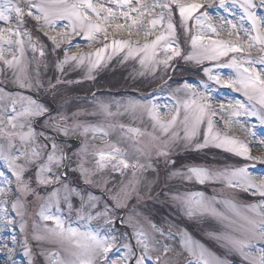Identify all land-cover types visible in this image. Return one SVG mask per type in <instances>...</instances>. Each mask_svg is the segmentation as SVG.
<instances>
[{
	"label": "snow or ice",
	"instance_id": "1",
	"mask_svg": "<svg viewBox=\"0 0 264 264\" xmlns=\"http://www.w3.org/2000/svg\"><path fill=\"white\" fill-rule=\"evenodd\" d=\"M237 4L243 10L239 27L223 16L218 17L221 23L214 24L208 10L213 7L212 0H107L106 4L101 0H0V76L10 73L9 82L20 90L10 92L0 87V162L4 166V170H0V212L4 214L6 227L15 225L10 211L20 218L19 229L24 234L22 247L29 258L28 264H34L25 219L30 197L39 201L38 219L32 221L31 239L38 247L45 243L58 244L64 253L61 256L59 252L40 248L39 254L45 256L47 264H175L174 258L169 256L174 251L172 246L162 244L144 230L135 206L126 216H116L117 209L126 208L132 200L139 201L144 195L151 194V185L155 181L148 180L144 173L151 170L158 176L157 165L161 160L167 169V179L213 189L211 196L192 188L176 191L169 197L173 207L197 224L214 223L216 227L204 230L206 239L226 253L239 255L243 264H264V170H257V165L264 167V156L252 155V147H264V140L250 145L245 139L229 134L234 125H240V130L255 140V132L240 124L239 119H233L241 115L258 116L264 124V112L258 114L255 105L249 108L241 101L234 104L230 101L227 107L223 103L213 107L208 83H202L203 91L187 82L178 86L175 93L184 92L189 98L178 100L175 107L164 112L167 119H162L161 106L153 99L103 101L93 94L90 109L60 111L26 94L43 91L50 93L55 101L57 86L64 83L59 77L55 78L56 83L51 79L45 81L39 61L33 67L35 54L38 52L43 58L45 51L42 44L37 46L38 38L34 40L26 27L29 21L35 22L34 27L52 42L53 51L66 42L63 59L56 64L60 71L69 62L83 64L87 60L91 72L100 64L101 53L110 45L113 53L126 51L125 59L138 58L142 66L163 64L166 70L174 57L182 56L179 44L174 43L177 25L173 16L178 12L179 26L184 32L190 31L189 21H195L197 30L191 35V47L199 50V54L189 53L182 58L199 64L205 59L215 61L229 53L237 54L229 63L218 65L233 68L236 78L223 79L207 67L203 71L209 81L242 91L249 102L255 100L264 109V15L254 11L264 9V0L259 3L231 0V4L220 0L219 7L231 13ZM245 19L250 23V29L244 27ZM60 21H67L63 28L70 27L71 31L52 35L51 31L60 26ZM158 28L164 31H157ZM224 32L228 39L220 38ZM81 33L90 42L105 41L95 50V61L91 59L92 53L76 51L69 54L73 48L71 35ZM213 36L217 38L213 39ZM26 43L34 54L32 59L25 54ZM257 46L262 55L253 58L250 52ZM159 47H163L165 53L162 60L157 58ZM76 48L79 49V45ZM53 112L56 113L54 117ZM145 114L152 122L153 131H159L153 136L154 141L160 142L155 147L156 160H152L146 149L136 147L138 138L144 135L141 129L121 123L118 127L122 135L132 141L134 152L130 154L127 149L111 144L108 151L94 153L98 157L95 167H88L84 159L88 154L87 145L82 143L73 153L77 158L74 166L73 156L66 151V140L60 141L56 135L44 131L37 132L34 127L38 118L43 117L44 127L52 133L63 137L80 136L84 141H88L90 135L92 140H103L117 125L101 123L99 118L108 120L122 115L142 118ZM217 125L222 127L217 128ZM210 146L223 149L246 163L221 167L190 163L175 167L174 150L199 152ZM108 168L121 176L131 170V178L113 183L100 175ZM69 172H79L78 179L85 185L102 188V195L88 192L85 197L78 188L70 186ZM225 190H230L233 195H223ZM42 191L46 194L41 195ZM240 193L258 195L261 199L258 203H239L236 197ZM72 196L80 201L75 211L77 218L86 222L83 231L71 223L66 226L62 214L61 202L69 213L73 211ZM104 196L107 199H103ZM94 219L103 221L107 227H90ZM117 220L132 229L135 244L128 239V233L115 234ZM48 221L52 222L51 226L46 223ZM149 227L160 237L176 238L171 226L165 231L149 222ZM176 235L180 245L176 255L187 254L184 264H230L195 239L187 229L177 227ZM18 242L12 235L11 243ZM0 247L6 249L11 258L14 249L3 242ZM114 249L123 251L110 260L108 254Z\"/></svg>",
	"mask_w": 264,
	"mask_h": 264
},
{
	"label": "rangeland",
	"instance_id": "2",
	"mask_svg": "<svg viewBox=\"0 0 264 264\" xmlns=\"http://www.w3.org/2000/svg\"><path fill=\"white\" fill-rule=\"evenodd\" d=\"M101 2L106 4L107 0H101ZM150 2H151V0H150ZM186 2H190V0H186ZM219 2H220V0H212L213 7L208 9L209 13L213 17V23L214 24L221 23V21L218 20V17L223 16V17H227L230 20H233V22L237 23V25L239 27V25L241 23L240 16L243 15V10L240 9L239 5L237 4L236 6L232 7L231 13H229V12H226L223 8L219 7ZM227 2L229 4H231V0H227ZM255 2L259 3V0H255ZM157 11H159V9H157ZM201 11H203V9H201ZM254 11L257 12V15H264V9H255ZM173 21L177 25V32H178V29L180 27L179 26L180 21H179L178 12L173 16ZM67 23H68L67 21H60L59 22L60 26L55 31H51V34L56 35L60 31H69L70 32L71 31L70 27L67 29L63 28V26L66 25ZM242 23H243L245 28H249V29L251 28L250 23L246 19ZM194 24H195V21H189V25H190L192 34H190V32H187V34H186V36H187L186 38H188L187 42L186 41L179 42V40H177L176 38L174 40V43L179 44L182 55H185L187 50H188L187 54H189V53L199 54V50H193L191 47V35L195 34V32L197 30L194 27ZM192 27H193V29H192ZM29 30L32 33L31 28ZM109 31H110V34H112V30L110 29ZM157 31L162 32V31H164V29L158 28ZM39 32L41 34H37V37H34L33 33H32V35H33L34 40L36 38H38V41H39V44L37 45L38 47L40 44H42L44 46L45 56L43 58H41V57H39V54L37 52L35 54V61H33V67H35L36 61H39L40 72H41V75L45 81H46V79H48V80L51 79L52 82L55 83L56 82L55 78L59 77L64 83H66V82L68 83L69 81L71 82V83H69V85H67V84L63 85L64 87H61V88L59 85L57 87L58 90H57L56 95L63 93L62 91H64V90L69 91L71 89L79 88L82 86H83L82 90H84L86 88L85 85H88L92 79H93L92 81L99 80L100 77L102 76V73L105 71V72H107V77L110 75V72H111L112 74L114 73L113 74L114 78L116 80H119V85L114 86V87L135 88L137 85L140 84L139 89L142 91V94H140V97H138V99H136V100L153 99L156 103H158L161 106L162 119L168 118L167 116L163 115V113L168 112L173 107H175L176 102L178 100L183 101V100L189 98L187 96V94L184 92H180L179 95L177 93H174L175 92L174 90L178 86H181L184 82L181 85L175 86L174 89H171L170 85L162 86L161 89H159L155 93L145 95L143 93V87L152 82L153 76H155L156 79H159V78L162 79L166 75V70L163 71L162 73L160 72L159 75H157L158 74L157 72L159 70H161L162 66H164V65L159 64V65H156L155 67H153L151 64H146V65L142 66L140 63H138L137 65L140 67V76L137 77L136 75H133L135 73V71L133 69H132L133 73L131 75H127L128 72H124V71H126L129 68L131 70V65H132L131 60L137 59L139 62V59L138 58L125 59L124 57L126 56V51H120V52L113 53L111 45L109 46V48L105 49V51L103 53H101L102 59L100 61V64L96 68L92 69L91 72H89L90 65H89L87 60H85L83 64H76L75 62H69L68 64L64 65L63 71H60L57 69L56 64L59 60L63 59V55H64L63 49L66 46V42L61 44L60 49H56L55 51H53L52 42L50 40H48V38L43 35L42 31H39ZM179 33H180V31H179ZM42 36L44 37L45 41H40L42 39ZM70 38L73 42V48L71 49L69 54H71V52H76V51H81L84 53H92L93 55H92L91 59L93 61H95V59H96L95 50L103 46L102 42H100L101 39H98L96 42H90L85 38L84 34H82V33L80 35L73 34V35H71ZM178 38H180V34H179ZM212 38L215 39L217 37L213 36ZM220 38L228 39L229 37L227 35V32L222 33ZM232 38L234 39L235 37H232ZM149 39L150 40L154 39V37H149ZM141 42L142 43L144 42L142 37H141ZM94 44H96V47L94 46ZM161 44L163 45V42H161ZM76 45H79V49L76 48ZM259 53H260V49H259V46H257L256 48H253L251 50L250 55L253 58H256L255 56ZM25 54L29 59H31V57L33 58V55H34L31 48L27 45V43L25 45ZM230 54L231 53H229L228 56L221 57L219 60H215V61L207 60V59L203 60L202 63H205V64L208 63V64L204 65V68H206V67L211 68L213 70V74H219V76L223 79L236 78L237 74L233 68L218 67L219 64H227L230 62V58H231ZM233 55H237V54L233 53ZM243 55H249V53H244ZM164 56H165V53H164L163 47H159L157 50V58L162 60L164 58ZM179 58L182 59V56L181 57H174L172 61H175V60L178 61ZM183 60H185V59H183ZM192 62H195V61H192ZM202 63H199V64H202ZM122 67H124V68L120 69ZM257 67L259 68L260 65H257ZM48 71L51 72L50 75H46V72H48ZM144 75L145 76L149 75L150 77L149 78L145 77L146 84L142 85V81H144L143 80ZM202 75L204 76V78L201 81H199V80L197 81V80L193 79V80L187 81V83L194 85L200 91H203L202 83H208L209 84V92L211 95V103H212L213 107H218V105L220 103H223L225 105V107H227L230 101L233 102V104L235 103V101H241V102L249 105V108H251L252 105H255V110L257 111L258 114L264 112V109H262L261 106L255 100L249 102L247 97L244 96L242 91L238 92L234 89V91H235L234 92L233 90L230 91V90H226V89H221L220 87H218V85L215 83V81H209L208 80L204 71H202ZM129 76H131V80H129ZM4 77H7V79H5ZM10 80H11V74L8 72H5L2 76H0V87H3L6 91H10V92L20 91L14 85H12L9 82ZM26 94H30L34 98H36L38 95V93H35V92L34 93H26ZM45 96H48V93H45L42 91V92H40V96H39L42 99H39V98H36V99H38L41 103H44V102H46V99L43 98ZM120 101H127V99L121 97ZM69 105L71 106L72 103L66 104L65 106H63V108H60V111H64V110L71 111L70 109H67L69 107ZM165 105L167 107H164ZM55 107L57 109V106H55ZM55 115H53V117ZM129 116L132 118L133 122L134 121L138 122V125L140 126L141 131L144 133V135H142L138 138V143H137L136 147H141V148L146 149L148 154L151 156L152 160H156L155 147L159 146L160 142L158 140L154 141L153 136L159 134L158 129L156 130V132L153 131L152 122L150 121V119L147 117L146 114L143 115L142 118H140L139 116H137V118H133L131 115H129ZM43 119L44 120L40 123L41 127L39 124H37L38 121L36 122L37 126L36 127L34 126L36 131L37 132L44 131V132L49 133V135H56V137H58V140L60 138V141L66 140L67 141L66 150L69 149L68 154L70 156H73V153H76L81 148L82 143H86L88 154L86 157H84V159H85L88 167H95V160L98 157H96L94 155V153H97L99 151H108L110 149V147L107 146L106 144H104V145L102 144L101 146H96L98 143H96L95 140H92L91 138H89L88 141H84L83 137L78 138L82 142L77 143V145L72 146L70 144L71 142H75V141L78 142V139H75V136L63 137L62 135L50 132V130L48 128L44 127L43 124H45V118H43ZM88 119H91V118H88ZM102 119L103 118H99V122L105 123ZM233 119L234 120L239 119L240 124L244 125V127L249 128L251 131L255 132L256 136H255V140H254L252 136L246 135V133L244 131L240 130V125H234L232 131L229 133L230 135H235L241 139H245L246 141H248V143L250 145L254 144L256 141L264 140V124L261 123L260 118L258 116L241 115L239 117H233ZM95 122H97V121H95ZM116 122H117L116 120H113V125H115ZM107 124H112V123L109 122ZM124 125H126V126L130 125L129 127H136L137 126L136 124H133V125L124 124ZM221 127H222L221 125H217V128H221ZM112 131L113 130H110L109 132H112ZM113 134L116 137L119 136V133L117 131H113ZM106 138L103 140L106 141ZM201 139H202V137H201ZM118 144H120V146H124L120 142H118ZM125 146H126V149L129 151L130 154L135 151V149L132 145V141L129 140V145H125ZM210 148H213L215 151L219 150V148H216L213 146H210ZM220 150L224 151L223 149H220ZM212 153H215V152H212ZM173 155H174V152H173ZM252 155L264 156V147L253 146L252 147ZM144 158L145 157H142V159H144ZM236 158L241 163V164H237V165H242V164L246 163V161L244 162V160H242L241 158H239V157H236ZM76 159H77L76 156H73V165L74 166L76 163ZM235 163L236 162H232V164H228V165H234ZM204 165L212 166V164H205V163H204ZM157 167H158V176L156 173H152L151 170H149V172L144 173V176L148 180L155 181L151 185V194L148 195V199H149L148 201H150L148 203L149 209L150 210L154 209L156 211L157 210L159 211L160 209H162L160 207V205L165 206V208L176 209L173 207V205L169 199L170 195L176 191H184L185 186H186V189L191 188V185L186 184L180 180L181 183L184 184V188H183V186H178V188L174 189V192H172V190H171V192H169V187H166L164 189L166 191L161 194L164 198L161 199L162 196L160 194L158 195V193L160 192V186L158 183H160V177H162L166 183V171H167V169L165 168V165H164L162 160L158 163ZM212 167H218V166H212ZM0 170H4V166H3L2 162H0ZM257 170L262 171V170H264V167H262L261 165H257ZM105 171L106 170H103V172L100 173V175H102L104 178L108 179L109 176L106 175ZM72 173H77V177L72 178V176H71ZM127 174H128V177L123 178V179L116 178L120 174H113V176L115 178L113 183H117L121 180L127 181L128 179L131 178V170H128ZM78 177H79V172H70L68 174L67 180H68L71 187H76V188L80 189L81 188L80 186L84 185V183L81 184L82 180L78 179ZM71 178L73 181H70ZM86 186L90 187L94 190L96 188L100 189V187L94 188L93 186H89V185H86ZM216 187H217V190H219V186H216ZM194 190L205 191L206 194L209 196H211L213 194V189L211 186L204 188V187L198 185V186H196V188ZM165 193H168V195H165ZM45 194H46L45 192H43V191L41 192V195H45ZM223 195H233V193H231L230 190H225ZM75 198L77 199V197H75V196L71 197V200H72L74 207H76V204L74 201ZM236 199L238 200L239 203L250 204V203H258L260 201L261 197H259L258 195L257 196H251L247 193H240L236 197ZM132 201L134 202V204H132L133 203ZM132 201L129 202L128 207L120 208L121 210L125 209L127 211V212H124L125 213L124 215L123 214L119 215V213H116V216L117 217L126 216L127 214L130 213V210L132 209V207L135 206L136 212L139 214L138 218L140 220V224L143 226L144 230L146 232H148L150 235H153L156 239L160 240L162 244L167 243L168 245L172 246L174 251L169 253V256L174 258L175 264H184V261H185L187 254L184 253L183 255H176V253L180 252V245L178 243L179 237L176 235V228L179 227L182 229H187V231L190 233L188 226H186L183 222H180V224H179L177 219L172 218L174 221L170 222V226H171L173 236H175L176 238L175 239H165L164 237H160L158 233L152 232L151 228L149 227V222L154 223L153 221L155 219L152 220L150 215H149V217H147L145 215L144 211H142L141 206L139 208L138 205H140V200L137 201L134 199ZM79 205H80V201H79ZM142 206H147V203H143ZM74 207H73V211L71 213H69L67 207L63 204V202H61L62 214H63V217L65 218V221L67 223H70V222L74 223V225H72L73 227H78L81 229V231H83V230H85L84 225L86 222L84 220H79L77 218L76 211L74 210ZM26 208H27V212H26L25 219L28 222L27 235L29 237V245L31 247V251L33 254V260H36V262H43L44 261L45 263H47L45 256L39 254L40 248H43L45 251L59 252L60 255L63 256L64 253L58 244L45 243V244L41 245L40 247H38L36 242L31 239L32 221L34 219H38L36 214L39 211V201L30 197L29 203L26 205ZM156 213H157L156 215L159 216L160 213L159 214H158V212H156ZM177 213L181 214L180 212H177ZM9 216L15 220V225L6 227L5 221L3 218L4 214L2 212H0V242L8 243L9 247H12L14 249V252L12 253L11 258H9V254H8L7 250L0 247V264H28L29 258L24 255V248L22 247L24 234H22L20 232V229H19V224L21 222L20 218L17 217L15 215V213H13L11 211L9 212ZM186 220H187L189 225L191 224L194 226L193 221H190L188 219H186ZM209 222L212 223L211 221H209ZM40 223H45V222L40 221ZM46 223H48L50 226L52 225L51 221H48ZM67 223H66V226H67ZM78 223H81V224L77 225ZM166 226L168 227L167 228V230H168L169 226L167 225V223L166 224L163 223V224L159 225V228L164 229ZM90 227H92V228H96V227L105 228L107 226L103 224V221L94 219L91 221ZM195 229H196V227H195ZM114 231H115V234L117 236H118V234L123 233V230L120 226L118 228L115 227ZM199 232L204 236V230L199 231ZM190 234L195 239L201 241L199 239V237H197L195 235L194 232H191ZM12 235H15L17 237V240L19 241L18 243H16V244L11 243ZM201 242L204 243L203 241H201ZM210 243H212V244L210 245L211 248L210 247L209 248L212 251H214L212 248H217L218 246L216 244H214L213 242H210ZM204 244L208 247V244H206V243H204ZM219 250L221 251V256L226 258L230 262V264H243L239 255L233 254V253H226L222 248ZM122 251H123V249H119V251L114 249L113 252L111 253L110 259L117 258Z\"/></svg>",
	"mask_w": 264,
	"mask_h": 264
}]
</instances>
